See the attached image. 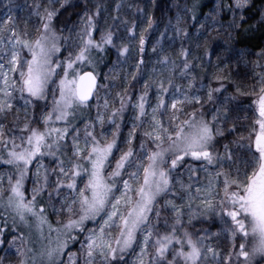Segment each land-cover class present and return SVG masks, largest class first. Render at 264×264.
Masks as SVG:
<instances>
[{"label":"snow or ice","instance_id":"snow-or-ice-1","mask_svg":"<svg viewBox=\"0 0 264 264\" xmlns=\"http://www.w3.org/2000/svg\"><path fill=\"white\" fill-rule=\"evenodd\" d=\"M26 6L23 26L13 0L0 16V246L7 245L0 264H66L73 243L79 248L67 264H264V49L249 60L252 53L230 44L233 31L264 26V9L248 24L253 0H218L207 19L225 27L221 14H231L230 46L206 65L184 46L190 34L182 22L187 13L196 20V5H177L145 79L151 15L134 43L137 21L112 17L124 25L125 42L115 23H101L99 3L81 0L70 28L56 21L77 7L72 0ZM169 28V39L181 41L175 58L156 46ZM205 29L201 23L197 33ZM110 49L117 64L133 51L139 57L114 94L109 83L119 74L101 84L98 71ZM232 58L237 76L241 64L252 65L244 73L250 84L233 78L225 63ZM141 81L137 92L133 82ZM188 160L199 168L185 167Z\"/></svg>","mask_w":264,"mask_h":264},{"label":"trees","instance_id":"trees-1","mask_svg":"<svg viewBox=\"0 0 264 264\" xmlns=\"http://www.w3.org/2000/svg\"><path fill=\"white\" fill-rule=\"evenodd\" d=\"M263 1L264 0H253V7L247 13V15L250 16V19L248 20V24H256V22L259 20V13L261 11V3ZM217 2L218 0H155V3L153 4V0H88L90 8L94 7L97 3L103 5L106 8V11L102 13L101 23H103L104 20H107V23L109 25L115 23L119 28L118 34L120 38L123 39L125 42H127L128 37H127V33L125 32L124 25L120 24L119 21L113 22L112 20L113 16L119 15L121 19H127L129 22L133 20L137 21V24H138L137 38L134 43H138L140 30L147 27V15H151L154 18V20L156 21V27L152 30V32L148 36H146V46H145L146 50L144 53V59L146 61V65L144 66L145 77H146V72L149 71L153 67L155 61L157 60V56L152 53V47L154 44H156L157 40L160 39V33L165 31V27L166 25L169 24V21L171 20V23L175 24V16H176L177 11L181 10L185 5L189 7H191L192 4L196 5V11H195L196 20H192L190 18L192 14L187 13L185 14V19L182 22V26L187 28L190 34L189 38L184 41L185 47L186 46L189 47L194 44L195 37L197 34V29H199L200 24L203 23V17L215 7ZM225 2H230V0H225ZM1 3H2V0L0 1V7L2 6ZM31 3H32V0H13V12H16V14L19 13L21 15V12H18V10L21 9L22 7L25 8L26 5H30ZM72 3L77 5V7L76 8L69 7L67 8L66 11L62 12L61 16L56 21L58 28L64 27L65 25L67 26V28H70L77 21L78 17L76 15V12L80 10L81 0H72ZM118 3L121 5V8L119 9V12L117 13L116 5ZM17 5H19V7H17ZM129 5H132V7H129ZM177 5H180L181 9H177L176 7ZM137 6L144 9L143 15L136 11ZM24 8L22 9V11H24ZM25 9H26L25 14L26 16H28L29 9L27 6ZM1 14H2V10L0 11V16ZM223 14H224V18L226 19L227 17L230 16V13L227 12V10H225ZM18 17L20 18V16ZM21 19L23 21L25 20L24 17ZM67 28H65L66 35L68 34ZM244 29H247V25L244 26ZM203 31L207 32V28L205 30H202L201 32ZM147 33L145 35H147ZM219 33L220 32H217V31L213 32L212 34L209 33L208 35H209L210 40L211 38L213 40L216 37V35ZM173 34H174L173 31L171 30V28H169L165 38L160 40L159 45H156L158 50L160 46L162 45L165 51H167L170 54L171 52L174 51L176 47L178 48L179 46H181V41L179 38L175 39V41H173L172 39H169L170 37H173ZM227 36L228 35H226V37ZM226 37L224 36V40L222 39V41H225ZM232 37H233L232 41L237 48L247 49L251 51L252 55L253 54L255 55V53L260 52L261 49H264V26L257 25L256 27H253L251 29L233 31ZM64 55H67V53L65 52ZM211 55L209 58L207 59L205 58V60L208 61L210 59L212 62ZM138 58L139 57L137 55V52L133 51L127 60L135 64ZM253 58L254 57H251L250 60H253ZM116 59H117V54H116L115 49H110L109 53L105 57L104 62L101 63L98 67V71L101 73V78H100L101 84H103V71L106 69H109L113 61H115ZM121 59H122L121 63L124 64L123 58ZM249 68H252V65ZM235 72L236 70L233 72V75H235ZM122 81L123 80L121 78L119 83H121ZM140 84L142 85V83ZM141 85H139V83H136L133 85L132 88L134 90L138 89L139 91L141 88ZM197 85H199L198 82H197ZM230 88H229V92H231V89H232ZM202 95H204L203 92H202ZM92 103H95V100H93ZM211 106H212L211 104L206 105V107H211ZM231 138L232 137H229V139ZM189 163H190V160L186 161L185 167ZM180 172L182 173L183 179L187 181L188 174L184 170V167L180 169ZM51 218H54V220L56 219L54 216ZM89 225H91V223H89ZM197 227H200V225H197ZM12 234L13 233L9 231L6 236V240H11ZM6 247L7 245L0 246V255L5 254L4 249ZM69 248H77L78 250L79 244H76V243L70 244Z\"/></svg>","mask_w":264,"mask_h":264},{"label":"rangeland","instance_id":"rangeland-1","mask_svg":"<svg viewBox=\"0 0 264 264\" xmlns=\"http://www.w3.org/2000/svg\"><path fill=\"white\" fill-rule=\"evenodd\" d=\"M1 4H2V6L0 7V11L2 10V14H1V16H2V15H4L7 12V7H6L7 0H2ZM23 8L24 7H22L21 9L18 10V12H21V15L19 13L16 14V12L12 13L17 18V21H18V23H20L21 26H23V23H24V21L21 18H23V17L26 18L27 17L26 14H25L26 13V9H25L26 6L24 8V11H22ZM262 9H264V1L261 3V10ZM22 13H23V15H22ZM208 14H206L203 17V23L206 25L207 32L203 31L200 34L197 33L196 37H195L194 44L192 46H189V48H191V50H192V56L196 58L194 60V63H197V64L200 63V58H203L204 63L207 65L208 61H206L205 58L207 59L210 56H205L206 47H207V51L210 53V55L212 53V55H211L212 56V63L215 64V63H217V57L218 56L221 57V58L227 56L226 49L230 46L229 44H226L225 41L229 39L228 36L226 37V35H227L226 24H227V21L231 19V14H230L229 17H227V19L224 18V14L223 13L221 14L220 19L225 22V27H221L220 25H212L210 23V21L207 19ZM246 15H247V13H246ZM18 16H20V18ZM214 29H216V30H214ZM152 30L153 29H149V31H148L146 36H148L152 32ZM216 31L220 32V33L217 34L216 37L213 40H212V38L210 40L208 34L209 33L212 34L213 32H216ZM224 36L226 37V39H225V41H222V39L224 40ZM232 39H233V37H232ZM197 44L200 45L199 48L196 47ZM230 44H231L232 47H234L236 49L244 50V51H246L248 53L249 52L251 53V51H249L247 49L237 48L232 40H231ZM211 46H213V47H211ZM179 48H180V46L178 48L176 47L174 49V51L170 53V55H172L173 58H175V53L178 52ZM251 57H254L253 60L257 59V57L254 54L252 56L247 57V59L250 60ZM116 61H117V59L115 61H113L112 65H111V67H109V69H106V70L103 71V76L105 74H108L109 76L116 75L117 73L119 74L120 78L117 79L116 81L112 82V83H109V81H106V80L103 79V84L109 83V87L111 88L113 94L116 91H118L120 89V87H122V85H123V81L121 83H119L120 79L122 78V80H123L125 75H127L128 78L131 79V73L133 71H135L133 62H130L129 60H127V62L123 61L124 64H122L121 62L119 64H117ZM121 61H122V59H121ZM225 63H230V67H231L232 73L236 70L237 66H236V63H235V58H232L230 61L229 60H225ZM250 66H251V64H249L247 66H245L244 64H241L240 68H239L240 75L237 76L236 72H235V75H233V78L237 79V80L243 79V83L250 84L251 80L244 78V73L246 71L248 72L249 76L251 75V70H250L251 68H249ZM110 69H114V71L110 72ZM149 71L146 72V77L144 76L145 79L147 78V73ZM195 71L199 72L200 69L197 68V69H195ZM178 82L179 83H186L187 81L184 80V81H178ZM140 83H142V82H140ZM140 83H139V85H141ZM134 84H136V83L133 82V85ZM133 85H132V87H133ZM197 87H199V85H197ZM230 87L231 86H229V88ZM135 90L138 91V89H135ZM232 91H233V89H231V92ZM104 92H105V90L102 88L100 90V95L103 96ZM201 95H202V93H201ZM152 102L155 103L154 90H153ZM241 103L243 105H246L248 103V100L246 98H241ZM93 104H95V103H93ZM37 112H39V108H37ZM92 114L93 115L95 114V109L94 108L92 109ZM133 114L134 113H132L131 110H129V112L126 114V118H125L126 119V123H125L124 127L122 128V136H126L127 131H128V129H129L130 125H131V116ZM240 114L243 115L244 113L241 112ZM109 131H111V129H109ZM45 163H48V161L46 160ZM189 164H191L195 168H199V166H200L199 163H197L195 161H190ZM197 175L201 178V180H203V177H204V173L203 172H198ZM28 186L31 187V183L30 182H29ZM51 219L54 221V218H51ZM92 226H93L92 224L89 225V227H92ZM69 251L76 252L77 248H68V249L65 250V255L63 256V259L66 262V264H67V260H68L67 253Z\"/></svg>","mask_w":264,"mask_h":264}]
</instances>
